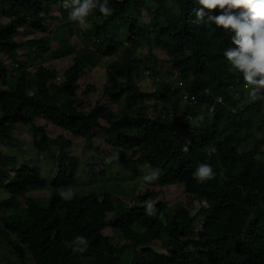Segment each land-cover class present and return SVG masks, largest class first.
Instances as JSON below:
<instances>
[{
    "label": "trees",
    "instance_id": "obj_1",
    "mask_svg": "<svg viewBox=\"0 0 264 264\" xmlns=\"http://www.w3.org/2000/svg\"><path fill=\"white\" fill-rule=\"evenodd\" d=\"M109 7L111 15L96 9L81 29L68 21L66 0H0L7 13L0 24V191L9 196L0 202V240L32 264H264V99H252L242 75L229 70L223 51L234 46L232 33L209 24L215 10L199 18L196 0H109ZM63 20L64 37L53 44L48 37L18 41L21 30L52 36L49 22ZM155 47L169 58L166 76L176 71L184 87L157 78L152 92L143 91V68L161 76ZM68 58L69 67L52 66ZM104 59L106 80L96 88L88 74ZM184 96L194 103L183 105ZM35 120L83 140L95 178L115 167L133 179L138 165L159 177L128 195L115 185L65 200L60 192L74 190L79 159L68 156L69 140L49 146L54 141ZM21 125L42 135L56 166L49 183L40 168L1 151ZM200 163L211 165L213 179L192 178ZM176 185L189 208L157 201ZM44 190L53 192L47 205L30 196ZM148 200L157 202L154 217L145 215ZM78 235L87 239L83 252L73 251Z\"/></svg>",
    "mask_w": 264,
    "mask_h": 264
},
{
    "label": "rangeland",
    "instance_id": "obj_2",
    "mask_svg": "<svg viewBox=\"0 0 264 264\" xmlns=\"http://www.w3.org/2000/svg\"><path fill=\"white\" fill-rule=\"evenodd\" d=\"M69 8L71 9L70 5ZM7 14L4 10L0 9V24H3L7 21L6 15ZM53 15H56L57 17L61 16V13L58 12L57 8H54L52 10ZM143 17L146 22H151L147 14H143ZM89 16L86 18L88 19ZM70 23L76 24L78 26V22L72 21L68 19ZM59 21L49 22L51 32L49 33L52 36H47L42 33H31L28 31H22L20 33V36L18 37V41L24 42L25 40L29 39H40L41 37H48L51 41V44L55 42V40H61V37H64L63 30L66 29V21L63 20V23H60ZM78 28H80L78 26ZM80 32V29H79ZM73 33H76L73 31ZM71 40L75 41L74 44L79 48L82 45L78 43L77 35L74 34L72 37H70ZM72 41V42H73ZM141 52V51H139ZM153 54L155 55L156 59L158 60V65L155 67L154 71L159 72V76H151L147 73L146 70L142 71V74L138 81L140 82V86L145 92L153 91L154 87L158 84V79L162 81H167L172 84H176L179 87V80H177V72L171 70L170 74L166 76L167 68L171 67L169 64V58L166 55L165 51L155 47L153 50ZM107 59L102 60L99 63V66L92 70L91 74H88L89 77L87 78L88 83L95 84L96 88H101L106 80V71L108 69V63L106 62ZM71 64V58L63 59V60H54L52 63V66L58 68V69H64L69 67ZM9 72H12V68L9 67ZM89 70H87V73ZM86 75V77L88 76ZM163 79V80H162ZM176 85V86H177ZM89 99V97H88ZM89 101L91 103L94 102L93 98H90ZM183 103V101H181ZM161 104H159L160 107ZM168 113V111L166 110ZM165 115V114H164ZM168 116V114H167ZM34 125L36 127H44L47 136L53 140L54 142H51L49 146L51 147H58L64 145L65 140H69L71 142V145L67 148L68 156L75 157L79 159V163L77 165L76 170V181L74 185V190H70L73 192V194H78L81 196L88 195L92 192L95 193H102L105 189L107 190H114V186H120L121 190H126L127 195L130 193V187L136 186L138 188H146L150 186V182L145 184L141 183V177L146 174L150 168L146 166L138 165V170L140 171V176L134 177L133 179H130V173H128V168L123 169H117L112 168L111 171L103 177L95 178L94 175L90 172L89 163L92 161V149L88 148L87 144L77 138L65 135V139L62 136V131L58 128H55L53 126L48 125L44 121L35 120ZM14 134L15 139L12 144H4L1 146V151L11 157L14 158L17 161L18 165L26 164L29 165V167L36 166L40 168L42 177L49 183L52 181V178L54 177L56 166L52 168L53 164L49 162V159L47 158V151H43L44 147H42V144L40 143L42 135L39 133H36L33 130V127L31 125L27 126H18L14 128ZM54 139H58L57 141ZM42 153V154H41ZM41 156H44L42 158ZM103 158H106L103 156ZM9 166V165H8ZM9 168H12V166H9ZM54 171V173H53ZM30 196H33L37 202H40L42 205H47V202L50 201V199L53 196V192L50 190H44V191H37L30 193ZM7 192L1 190L0 191V202L8 199ZM132 199L129 197L128 201H131ZM157 201L165 202L168 207H190V200L188 199L187 194L184 191L183 185H176V186H169L167 188H164L161 192V195L157 198ZM112 230H107V234H111ZM114 234V233H113ZM112 236V234H111ZM157 244V243H156ZM159 247L158 249L160 251H165V248L162 247V245H157ZM25 251V250H23ZM26 252V251H25ZM28 257L27 253H25ZM20 255L17 250L12 249L8 244L0 240V264H32V261L29 259L24 260L22 259L23 263L19 260ZM25 262V263H24Z\"/></svg>",
    "mask_w": 264,
    "mask_h": 264
},
{
    "label": "clouds",
    "instance_id": "obj_3",
    "mask_svg": "<svg viewBox=\"0 0 264 264\" xmlns=\"http://www.w3.org/2000/svg\"><path fill=\"white\" fill-rule=\"evenodd\" d=\"M196 2L201 6L196 10L199 18H204L205 10L208 13L215 10L218 14L208 15L209 24H215L216 27H222L232 33L231 43L234 46H228L223 51V56L230 66L229 70L242 75L244 88L252 99H264V0H196ZM69 5L71 7L69 19L78 22L81 29L88 27L86 18L92 11L98 9L104 16L111 15L113 11L109 7V0H66V6ZM143 70L151 75L149 69ZM179 84L184 87L182 82ZM182 101L183 105L194 103L187 96H184ZM217 102L223 104L222 99H218ZM170 113H167L169 117ZM184 150L187 151L188 148L185 147ZM211 153H214V150L208 152L209 155ZM158 177L159 171L150 169L140 179L141 183H149L156 181ZM214 177L215 172L208 163H200L192 173V178L198 183H204ZM60 196L67 200L73 196V192L61 191ZM156 203L152 200L145 201V215L156 216L158 211ZM72 243L75 245L74 252H83L87 248V239L84 236H76Z\"/></svg>",
    "mask_w": 264,
    "mask_h": 264
},
{
    "label": "built area",
    "instance_id": "obj_4",
    "mask_svg": "<svg viewBox=\"0 0 264 264\" xmlns=\"http://www.w3.org/2000/svg\"><path fill=\"white\" fill-rule=\"evenodd\" d=\"M170 115H172V114L170 113Z\"/></svg>",
    "mask_w": 264,
    "mask_h": 264
}]
</instances>
